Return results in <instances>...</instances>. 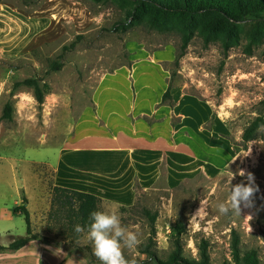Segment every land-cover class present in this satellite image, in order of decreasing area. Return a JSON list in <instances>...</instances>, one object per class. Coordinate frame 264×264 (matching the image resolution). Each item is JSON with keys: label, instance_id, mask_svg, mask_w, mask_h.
I'll return each instance as SVG.
<instances>
[{"label": "rangeland", "instance_id": "374dc122", "mask_svg": "<svg viewBox=\"0 0 264 264\" xmlns=\"http://www.w3.org/2000/svg\"><path fill=\"white\" fill-rule=\"evenodd\" d=\"M0 6L12 8L19 17L16 25L0 22L2 166L10 160L31 164L50 184L47 164L71 140L75 118L92 103L96 84L121 67L135 72L145 66L164 70L172 109L174 97L178 104L172 128L183 119L177 115H184L192 140L217 170L174 188L161 180L141 191L133 208L102 203L100 210H116L121 224L137 233L138 248L124 249L136 264H157L140 253L151 235L144 210L156 214L151 249L159 260L168 257L172 229L180 223L185 226L181 243L188 259L198 258V245L205 240L209 264H232L229 246L235 231L242 249H255L264 264V34L254 29L264 25V13L234 24L230 32L204 29L203 14L176 16L157 31L129 0H0ZM59 55L62 68L50 71ZM28 78L49 86L41 105L30 88L15 86ZM170 98L162 102L170 104ZM6 103L11 105L10 120L3 118ZM256 118L263 125L245 143L244 130ZM249 174L256 188L252 206H242L240 214L221 215L216 204L227 201L231 185L248 183ZM18 221L25 227L23 218ZM63 245L85 258L88 250L92 253L86 235L74 242L80 250Z\"/></svg>", "mask_w": 264, "mask_h": 264}, {"label": "crops", "instance_id": "0c3cea01", "mask_svg": "<svg viewBox=\"0 0 264 264\" xmlns=\"http://www.w3.org/2000/svg\"><path fill=\"white\" fill-rule=\"evenodd\" d=\"M18 18L12 8L0 6V22L16 25ZM167 75L145 66L140 72L121 67L103 77L94 87L90 106L75 118L71 140L47 164V171L52 172L50 184L31 164L0 163L1 246L25 235L18 221L23 217L12 213L23 197L32 231L45 236L54 186L92 194L103 204L130 207L136 201L135 184L147 191L163 180L174 188L200 173L213 175L217 167L204 160L185 116L179 113L183 119L172 128L178 104L174 97L172 109V93L170 104L162 102ZM0 264H87V260L81 254L68 255L63 243L37 239L15 251H0Z\"/></svg>", "mask_w": 264, "mask_h": 264}, {"label": "trees", "instance_id": "16d2710c", "mask_svg": "<svg viewBox=\"0 0 264 264\" xmlns=\"http://www.w3.org/2000/svg\"><path fill=\"white\" fill-rule=\"evenodd\" d=\"M134 4L137 13H146L147 21L150 27L157 31H162L166 23L176 16L191 17L193 15L203 14L206 17L204 29L207 31L221 28L226 32L233 29L234 24L245 18H253L264 13V0H129ZM254 29L264 34V25H255ZM186 43V42H185ZM184 43V44H185ZM182 56V52L176 55V61ZM62 55H59L56 61L51 62L50 71H58L62 68ZM15 86H25L32 90L33 98L38 105L44 101L45 95L49 91L47 83H40V80L28 78L15 84ZM170 97L169 86L162 96V101ZM3 118L11 119V105L5 104ZM263 125L261 118H256L251 122L242 135L243 142L247 143L254 139L256 131ZM136 196L141 192L137 184L134 185ZM27 200L22 198L20 205L12 210L13 215H21L25 223V235L12 241L7 247L0 245V251H15L23 247L27 242L37 239L47 240L39 233H34L31 229L30 216L26 209ZM102 200L98 197L84 192H79L67 188L54 186L50 191V207L46 215L44 232L46 235H52L53 238L62 241L69 249H79L74 242L81 239L85 233H76L74 226L79 224L85 227L89 223V213L94 210H100ZM125 210L130 207H120ZM144 215L149 220L151 235L149 244L140 249L141 254H146L150 259H154L157 264H209V244L201 240L198 245V258L188 259L184 256L181 236L185 232V226L177 223L172 229L171 250L165 260L157 259L154 251L151 249L154 235V223L156 214H151L144 210ZM264 241V231L262 232ZM230 256L232 264H260V257L253 248L242 249L239 237L235 231L231 233ZM73 254L70 250L68 255ZM87 264L99 262L97 258L87 251Z\"/></svg>", "mask_w": 264, "mask_h": 264}, {"label": "clouds", "instance_id": "9594fccd", "mask_svg": "<svg viewBox=\"0 0 264 264\" xmlns=\"http://www.w3.org/2000/svg\"><path fill=\"white\" fill-rule=\"evenodd\" d=\"M243 174V173H242ZM256 188L252 184L251 174L248 183L231 185L226 202L216 204L217 211L226 215L230 211L240 214L241 207L250 208ZM200 211V208L197 212ZM251 219V217H248ZM76 233H85L92 246V253L100 264H136V260L124 255V249L135 251L140 240L136 232L121 224L116 210H94L89 213V223L85 227L74 226Z\"/></svg>", "mask_w": 264, "mask_h": 264}]
</instances>
